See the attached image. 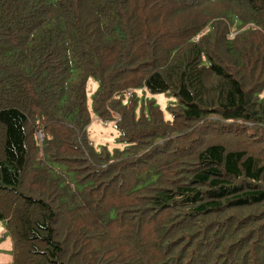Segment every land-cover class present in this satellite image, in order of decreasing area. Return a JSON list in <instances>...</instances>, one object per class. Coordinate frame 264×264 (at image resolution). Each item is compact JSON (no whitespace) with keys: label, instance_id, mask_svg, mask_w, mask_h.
Returning a JSON list of instances; mask_svg holds the SVG:
<instances>
[{"label":"trees","instance_id":"1","mask_svg":"<svg viewBox=\"0 0 264 264\" xmlns=\"http://www.w3.org/2000/svg\"><path fill=\"white\" fill-rule=\"evenodd\" d=\"M263 92L264 0H0L5 264H264Z\"/></svg>","mask_w":264,"mask_h":264},{"label":"rangeland","instance_id":"2","mask_svg":"<svg viewBox=\"0 0 264 264\" xmlns=\"http://www.w3.org/2000/svg\"><path fill=\"white\" fill-rule=\"evenodd\" d=\"M95 82H93L91 79H88L87 81V87H86V96H87V102L89 105L90 97L92 95V92L95 89ZM136 96L138 98V101L140 100H152L154 103L161 109L163 115L165 118L168 117V106H170L174 99L171 96H166L163 93H150L144 89H138L136 92ZM261 97L264 98V92L261 94ZM91 110V109H90ZM90 122L88 124V139L90 142H93V145H99L101 143H104V145H114L115 144V138L116 133L113 125L111 123H108L106 127L102 126V122L98 120L94 112L90 111ZM37 139H40L39 135H36ZM4 237L0 238V242L3 241Z\"/></svg>","mask_w":264,"mask_h":264},{"label":"crops","instance_id":"3","mask_svg":"<svg viewBox=\"0 0 264 264\" xmlns=\"http://www.w3.org/2000/svg\"><path fill=\"white\" fill-rule=\"evenodd\" d=\"M4 237L0 242V264H5L11 260L12 253V239L6 232V227L2 220H0V238Z\"/></svg>","mask_w":264,"mask_h":264}]
</instances>
